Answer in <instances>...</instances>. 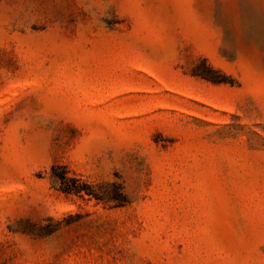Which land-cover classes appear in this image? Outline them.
<instances>
[{
  "label": "rangeland",
  "instance_id": "374dc122",
  "mask_svg": "<svg viewBox=\"0 0 264 264\" xmlns=\"http://www.w3.org/2000/svg\"><path fill=\"white\" fill-rule=\"evenodd\" d=\"M0 264H264V0H0Z\"/></svg>",
  "mask_w": 264,
  "mask_h": 264
},
{
  "label": "trees",
  "instance_id": "16d2710c",
  "mask_svg": "<svg viewBox=\"0 0 264 264\" xmlns=\"http://www.w3.org/2000/svg\"><path fill=\"white\" fill-rule=\"evenodd\" d=\"M211 74H217L210 66H205L203 71L196 72V75L207 80L221 83L222 79L212 77ZM52 186L66 194L75 195L80 198H94L97 201L112 203L111 207L117 208L127 204L126 194L120 184L113 183L112 190L107 193L97 192L91 185L81 181L76 177L68 176V172L61 166H53L51 168Z\"/></svg>",
  "mask_w": 264,
  "mask_h": 264
}]
</instances>
